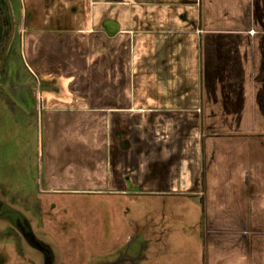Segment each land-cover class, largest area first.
Returning a JSON list of instances; mask_svg holds the SVG:
<instances>
[{
  "label": "crops",
  "instance_id": "crops-1",
  "mask_svg": "<svg viewBox=\"0 0 264 264\" xmlns=\"http://www.w3.org/2000/svg\"><path fill=\"white\" fill-rule=\"evenodd\" d=\"M22 2L31 97L5 68L0 94L9 116L38 101L42 194L99 198L121 264H264V0Z\"/></svg>",
  "mask_w": 264,
  "mask_h": 264
},
{
  "label": "rangeland",
  "instance_id": "rangeland-1",
  "mask_svg": "<svg viewBox=\"0 0 264 264\" xmlns=\"http://www.w3.org/2000/svg\"><path fill=\"white\" fill-rule=\"evenodd\" d=\"M21 3L22 0H0V83L5 68L8 75L10 72L16 75L11 79L15 92H24V88V96L31 97L28 83L33 81L27 73L26 62L20 51L19 20L23 18ZM34 85L33 83L31 87ZM2 97L0 94V264H36L41 256L42 264H45V254L33 246L36 242L35 235L41 239L36 243L47 249L52 264H102L98 263L99 258L112 262L124 259V248H107L100 242L95 222V211H98L99 219V198L49 197L42 194L41 185L37 181L38 153L31 140L32 131L36 129L38 110L34 94L30 99L32 105L27 110L30 118L27 119L22 118L21 111L15 108L9 116L10 111L4 107ZM20 128L27 136L25 146L15 141L21 139L18 134ZM8 197H15L17 200H9ZM126 203L125 200L113 201L114 217L117 211L119 214L124 211ZM138 203L142 204L140 200ZM76 211L79 214L86 213L88 220L84 224V231L87 230L88 233L82 234L85 236L82 243H79V238L68 240L69 235H72L67 229L69 218ZM35 225H38L41 232L35 231ZM84 239L87 240L86 243ZM124 262L122 260L119 264Z\"/></svg>",
  "mask_w": 264,
  "mask_h": 264
},
{
  "label": "flooded vegetation",
  "instance_id": "flooded-vegetation-1",
  "mask_svg": "<svg viewBox=\"0 0 264 264\" xmlns=\"http://www.w3.org/2000/svg\"><path fill=\"white\" fill-rule=\"evenodd\" d=\"M34 239L36 240V242L37 241L40 242V240L36 236L34 237ZM36 242H34V244L33 243L32 244L37 250H39L40 252H43L45 254V256H46V263L45 264H52V263H50L51 259L49 257V253L47 252V249L45 247L39 246Z\"/></svg>",
  "mask_w": 264,
  "mask_h": 264
}]
</instances>
